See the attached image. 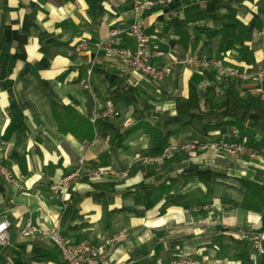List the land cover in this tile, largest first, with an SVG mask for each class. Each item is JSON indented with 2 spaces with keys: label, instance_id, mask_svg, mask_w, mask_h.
I'll list each match as a JSON object with an SVG mask.
<instances>
[{
  "label": "crops",
  "instance_id": "0c3cea01",
  "mask_svg": "<svg viewBox=\"0 0 264 264\" xmlns=\"http://www.w3.org/2000/svg\"><path fill=\"white\" fill-rule=\"evenodd\" d=\"M134 20L142 24L149 49L163 53L154 58L158 64L204 52L247 73L264 70V0H216L212 11L205 0H171L140 14L131 0H0V153L24 182L23 191L10 203L11 188L0 177V216L10 222L9 240L0 245V264H61L51 240L21 235L28 218L40 227L58 229L69 242L88 238L99 244L125 230L127 236L104 264H164L181 256L200 264H241L242 253H249L254 263L264 255L237 234L261 225L264 208L257 212L240 203L245 195L241 180L258 178L264 184V150L260 159L179 150L142 164L135 153L153 155L144 132L132 134L126 150L110 144L114 127L160 121L144 111L146 104L152 113L174 114V99L187 97L190 82L201 99L215 82L211 71L182 64L161 82H151L92 46L75 50L78 42L92 45L111 28ZM225 28L232 33V44L220 51V35L208 32ZM20 50L23 57L16 55ZM87 79L98 99L114 108L113 115L95 121L91 141L60 132L51 107L55 101L89 117L93 102L83 87ZM254 87L259 85L239 83L244 96ZM217 132L202 138L181 128L170 141L211 139ZM99 167L129 173L120 180L89 178ZM77 168L82 178L70 183L64 203L52 186ZM211 173L217 176L209 194L205 186ZM142 185L155 193L149 209L136 203ZM71 200L77 201L75 218L62 223L63 209ZM261 235L264 240V231Z\"/></svg>",
  "mask_w": 264,
  "mask_h": 264
},
{
  "label": "built area",
  "instance_id": "2783aa9c",
  "mask_svg": "<svg viewBox=\"0 0 264 264\" xmlns=\"http://www.w3.org/2000/svg\"><path fill=\"white\" fill-rule=\"evenodd\" d=\"M171 0H131L134 12L140 14L144 11L154 9L157 6L165 5ZM126 40H130V47ZM148 36L144 33L142 24L134 20L127 26L113 27L106 38L100 39L90 45L88 42L80 41L75 45L76 51H86L91 46L106 59H114L121 64L130 67L151 82H161L172 73L175 65L182 64L198 71H211L214 74V92L221 96L224 87L221 83L225 79L234 80L241 95L243 92L239 88L241 82H253L259 87H254L248 93L264 101V70L260 69L254 73H247L236 67L228 66L221 58L207 55L200 52L197 55L185 54L184 56L165 64H158L155 57L162 56L161 51H152L148 47ZM89 74V72H88ZM83 87L90 94L93 102V109L89 116L92 124L98 118L114 114V108L110 103L102 102L91 91L88 79L84 81ZM240 132L236 127H230L224 132H217L215 138L199 141L170 142L158 155H142L135 153L134 158L142 164L154 163L172 156L179 150L191 152L213 151L223 156H244L249 159H260L259 149L249 145L246 137H239ZM128 169L115 170L110 167H99L88 174L89 178L97 179L104 176L116 179H124L128 176ZM0 177L10 186L11 196L9 202L13 203L14 198L24 189V182L6 164L3 155L0 153ZM82 178L80 169H75L64 174L53 184L56 197L65 203L66 190L72 181ZM63 205L65 206V204ZM10 222L5 215L0 216V245L6 244L9 240ZM23 237L41 236L51 240L60 252L61 264H104V261L112 254L121 239L127 236L125 230L111 234L104 242L96 244L88 238L78 242H69L58 229H46L36 225L30 218L26 219L21 231ZM237 234L240 239L251 240L252 246L260 254H264L262 246V235L260 232L250 229H239ZM116 264H126L118 262ZM164 264H200L189 256H181L172 259Z\"/></svg>",
  "mask_w": 264,
  "mask_h": 264
},
{
  "label": "trees",
  "instance_id": "16d2710c",
  "mask_svg": "<svg viewBox=\"0 0 264 264\" xmlns=\"http://www.w3.org/2000/svg\"><path fill=\"white\" fill-rule=\"evenodd\" d=\"M207 9L212 11L216 0H205ZM210 36L220 35V51H224L232 44V33L225 28L220 31L208 32ZM18 57H23V51L20 50ZM214 78V74L211 75ZM221 85L224 87V93L221 96L215 95L214 83L205 91L202 99L198 95L196 86L189 83L187 97H176L175 113L163 114L152 113V106L146 104L144 111L147 114H153L160 121L151 125L145 121H135L124 128L114 127L110 144L121 150L127 149L126 140L137 131H142L149 137L150 150L153 155L159 154L169 143L171 137L177 129L190 128L202 138L210 137V132L218 130L226 131L230 127H236L241 136L246 137L247 143L260 151L264 150V101L258 97L247 94L241 95L237 88V83L231 79H225ZM52 113L57 123V128L62 133H70L73 136L91 141L94 139L93 124L89 117L81 114L78 110L68 105H61L55 101L51 102ZM255 135L259 136L256 139ZM216 173H211L210 180L206 183L205 191L213 192ZM245 187V195L240 203L245 209L262 212L264 208V184L256 178L254 181L241 180ZM154 191L147 186H141L140 192L136 196V203L143 205L144 209L153 206L156 200ZM175 197V196H174ZM176 197H180L176 196ZM171 202H177L175 198ZM76 200H71L62 212V223L74 220L76 209ZM183 206L186 204L183 203ZM122 209L129 212H139L134 207L124 206ZM262 233L264 231V213L261 217V225L256 230ZM264 246V240H262ZM241 264H264V255L258 263H254L249 253L240 255Z\"/></svg>",
  "mask_w": 264,
  "mask_h": 264
},
{
  "label": "rangeland",
  "instance_id": "374dc122",
  "mask_svg": "<svg viewBox=\"0 0 264 264\" xmlns=\"http://www.w3.org/2000/svg\"><path fill=\"white\" fill-rule=\"evenodd\" d=\"M220 132V131H219ZM204 140H208V139H204ZM172 142V141H169V143ZM261 152V151H260Z\"/></svg>",
  "mask_w": 264,
  "mask_h": 264
}]
</instances>
